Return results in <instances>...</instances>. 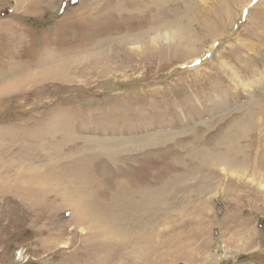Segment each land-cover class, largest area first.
I'll list each match as a JSON object with an SVG mask.
<instances>
[{"label":"rangeland","instance_id":"374dc122","mask_svg":"<svg viewBox=\"0 0 264 264\" xmlns=\"http://www.w3.org/2000/svg\"><path fill=\"white\" fill-rule=\"evenodd\" d=\"M145 1L0 0V264H264V0Z\"/></svg>","mask_w":264,"mask_h":264},{"label":"bare ground","instance_id":"6f19581e","mask_svg":"<svg viewBox=\"0 0 264 264\" xmlns=\"http://www.w3.org/2000/svg\"><path fill=\"white\" fill-rule=\"evenodd\" d=\"M146 1H147V0H146ZM146 1H145V2H146ZM160 1H161V0H160ZM141 2H142V1H141ZM143 2H144V1H143ZM161 2H162V1H161ZM140 4H141V3H140ZM128 6H129V5H128ZM243 6H244V5H243ZM243 6H242V7H243ZM242 7H240V11H241ZM230 17H231V16H230ZM230 17H229V19H230ZM233 17H235V15H233ZM227 18H228V17H227ZM172 31H173V30H172ZM169 33H170V32H169ZM171 37H172V36H171ZM238 82H240V81H238ZM258 163H259V162H258ZM256 167H257V166H256Z\"/></svg>","mask_w":264,"mask_h":264}]
</instances>
